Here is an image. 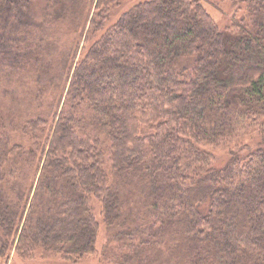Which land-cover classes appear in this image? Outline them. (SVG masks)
<instances>
[{
    "label": "trees",
    "instance_id": "trees-1",
    "mask_svg": "<svg viewBox=\"0 0 264 264\" xmlns=\"http://www.w3.org/2000/svg\"><path fill=\"white\" fill-rule=\"evenodd\" d=\"M203 1L0 0V262L264 264V0Z\"/></svg>",
    "mask_w": 264,
    "mask_h": 264
},
{
    "label": "rangeland",
    "instance_id": "rangeland-1",
    "mask_svg": "<svg viewBox=\"0 0 264 264\" xmlns=\"http://www.w3.org/2000/svg\"><path fill=\"white\" fill-rule=\"evenodd\" d=\"M135 1L136 0H127L126 5ZM202 5L206 9V11L210 14V16L214 19V21L218 24V26L221 28L228 22L229 19L233 18L234 16H238V14H240L241 12L240 9L241 4L234 5L230 0H204L202 2ZM224 152H226L225 146L219 147L218 149L215 150V153L217 155L223 154ZM105 238H106V233H105L104 225L101 221L97 240H96L95 252L86 254L77 262H68L57 257H41V256H37L32 259H22L18 257L12 250L7 262L4 263L2 260L0 264H103L99 260V252Z\"/></svg>",
    "mask_w": 264,
    "mask_h": 264
}]
</instances>
